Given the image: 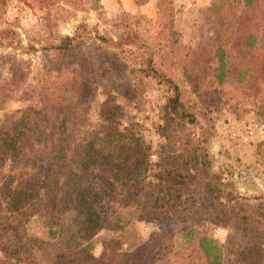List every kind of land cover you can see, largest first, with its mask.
<instances>
[{
    "label": "rangeland",
    "instance_id": "374dc122",
    "mask_svg": "<svg viewBox=\"0 0 264 264\" xmlns=\"http://www.w3.org/2000/svg\"><path fill=\"white\" fill-rule=\"evenodd\" d=\"M91 2L0 0V56H9L0 57V84L10 74L11 65L24 73V83L2 106L0 118L5 111L20 109L32 102L37 90L50 93L59 88L69 76V60L76 59L82 72L78 111L70 130L72 148L81 151L82 142L96 129L101 104L109 98L110 105L118 107L120 132L129 133L127 128L133 122L135 136L150 146L149 174L154 173L150 169L152 165L157 167L167 154H181L190 161L191 172L196 177L191 192L197 202L185 212V217L210 218L215 214L208 192L215 191L211 185L216 184L222 188L217 186L218 198L225 202L231 197L238 198L239 209L253 211L254 196L264 193V135L256 139L245 134L236 140L224 138L228 151L223 152L218 139L220 135L226 136L230 125L224 122L222 130L216 124L227 118L235 119L238 125L251 117L264 123L255 113V106L264 101V78L258 76L249 82L239 78L238 71L247 65L246 57L236 49H228L227 73L221 83L211 78L199 93L189 92L185 84L179 85L183 90L182 100L197 116L198 123L194 125L170 106L174 88L146 75L149 68L144 62L152 59L150 62L158 72L181 82L182 59L198 40L213 39L229 48L234 16L244 10V0H99L96 7ZM256 4L255 12L263 8L264 14V0H256ZM261 15L254 13L253 18L260 19ZM260 34L264 37V30ZM65 38H73L70 55H63L58 48ZM118 40H128L127 45H111ZM261 47L260 41L254 52L259 57L263 53ZM151 90L161 98L152 97ZM122 144L124 148L126 142ZM80 156L78 153L77 170L81 167ZM148 179L153 180L152 175ZM142 181L139 179V185L131 190L139 189V212L147 214L149 190L142 188ZM154 223L136 226L142 243L140 248L146 244L155 246L151 259L141 264L200 261L193 246L183 253L184 246L177 247L174 237L162 240L163 234ZM207 225L223 252L224 264H264L263 229H249L245 234L234 223L209 222ZM52 227H55L52 218H34L27 229V241L32 244L34 238L46 239L47 228ZM118 236L125 241L123 248L132 247L125 235L105 230L91 237L78 236L77 245L88 244L98 251ZM190 252L195 254L193 259H188ZM123 258L128 257L123 255Z\"/></svg>",
    "mask_w": 264,
    "mask_h": 264
},
{
    "label": "trees",
    "instance_id": "16d2710c",
    "mask_svg": "<svg viewBox=\"0 0 264 264\" xmlns=\"http://www.w3.org/2000/svg\"><path fill=\"white\" fill-rule=\"evenodd\" d=\"M98 1L92 0L91 5L96 7ZM244 5V10L234 16L229 48L204 38L187 49L181 82L158 72L152 59L144 61L149 68L146 75L174 88L170 106L187 123L197 125L198 119L182 100L179 85L199 93L211 78L221 83L227 73L228 49H236L246 57L247 65L238 71L239 78L248 82L258 76L264 78V37L260 34L264 30L263 8L255 12L256 0H244ZM254 13L262 14L261 18L254 19ZM72 40H61L58 48L63 55H70ZM260 41L261 57L254 53ZM127 42L118 40L111 45L123 47ZM69 61V76L59 88L50 93L37 90L32 102L5 111L0 118V264H141L151 259L155 248L154 244L140 248L136 226L143 222H155L162 240L174 237L177 247L184 246L183 253L190 246L196 248L200 261L188 260L185 264H224L223 252L207 223H234L245 234L249 229L264 230V193L254 196V210L246 212L239 209L238 198L231 197L227 202L218 198L219 184L211 185L216 190L208 192L215 209L212 217H185L197 202L191 192L196 177L190 161L181 154H167L157 171L149 174L150 146L135 136L133 122L127 128L129 133L120 132L117 106L113 108L109 98L101 104L96 129L82 142L81 151L72 148L70 130L78 111L82 69L76 59ZM9 73L0 84V109L24 83L21 68L11 65ZM255 113L264 120V101L255 106ZM123 141L126 144L121 148ZM78 153L79 170L75 166ZM149 175L153 180L148 179ZM139 179L143 180L142 188L149 190L147 214L139 212V189L131 190L139 185ZM37 217L52 218L55 227L47 228L46 239L34 238L31 244L27 229ZM103 230L125 235L132 247L123 248L121 236L98 251L88 244L77 245L78 236L91 237ZM123 255L128 258L122 259ZM188 256L193 259L195 254L190 252Z\"/></svg>",
    "mask_w": 264,
    "mask_h": 264
},
{
    "label": "built area",
    "instance_id": "2783aa9c",
    "mask_svg": "<svg viewBox=\"0 0 264 264\" xmlns=\"http://www.w3.org/2000/svg\"><path fill=\"white\" fill-rule=\"evenodd\" d=\"M151 96L154 98H161L158 94H156L155 91L151 90ZM229 123V128L226 130V136L220 135L219 136V143H220V148L223 152L226 150L228 151V148L224 146V138L226 139H233L236 140L241 134H245L247 137L250 138H258L260 135H264V123L256 121L253 117L242 120L238 125H235V119L230 120V119H225L222 121L217 122V127L221 128L222 130L225 128L224 122ZM232 121V124H230ZM225 132H223L224 134ZM154 158L155 155H152ZM152 172H156V165L153 164L152 167L150 168Z\"/></svg>",
    "mask_w": 264,
    "mask_h": 264
}]
</instances>
